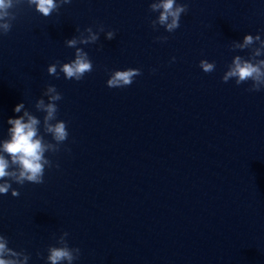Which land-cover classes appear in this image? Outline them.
<instances>
[{"label":"water","instance_id":"water-1","mask_svg":"<svg viewBox=\"0 0 264 264\" xmlns=\"http://www.w3.org/2000/svg\"><path fill=\"white\" fill-rule=\"evenodd\" d=\"M151 2L71 0L46 18L27 3L12 10L0 36V140L20 103L43 121L35 103L47 86L62 95L57 120L69 133L45 154L43 184L0 195V235L28 264H46L63 232L81 252L73 264H264V89L222 82L235 56L250 55L233 41L264 39V0H177L189 11L171 34L151 28ZM98 25L97 43L78 45L93 71L50 76L75 58L65 40ZM129 68L142 72L130 87L106 86Z\"/></svg>","mask_w":264,"mask_h":264},{"label":"clouds","instance_id":"clouds-1","mask_svg":"<svg viewBox=\"0 0 264 264\" xmlns=\"http://www.w3.org/2000/svg\"><path fill=\"white\" fill-rule=\"evenodd\" d=\"M27 3L29 8L35 9L43 17H49L53 13H59L63 5L71 3V0H0V36H7L12 30L13 21L16 20V13L12 10L19 5ZM151 13H159L158 17L150 22L153 31L159 27L164 28L168 33L175 32L180 27L182 14L189 11L186 3H177V0H153L149 5ZM78 36L65 40L67 48L75 49V58L68 63L56 61L47 68L50 76L59 79L62 73L67 80L81 81L84 76L93 71V64L88 54L78 45H92L99 40V34L105 32L103 25H98L96 31L87 27L80 31ZM116 33L107 31L106 40H113ZM168 37H157L160 43L167 42ZM250 50L247 58L235 56L227 66V71L222 77V82L227 83L234 79L237 86L251 81L249 92H259L264 89V39L260 35H245L243 42L233 41L232 51ZM175 57H173V62ZM199 67L204 73H212L215 70V62L201 60ZM142 75L140 69L129 68L127 70H113L106 86L110 89H122L130 87L135 78ZM43 97H47V103ZM62 100V95L54 86H47L42 97L35 103V109L44 113L41 122L35 115L26 109L24 103L15 106L14 113H23L19 118H10L7 123L8 138L0 140V195H7L11 191L13 198H18L20 192L13 188V184L23 186L25 183L41 185L44 181L45 169H51L53 163L46 158V153H58L60 146L68 139L69 133L67 124L57 120V102ZM43 127L44 135L40 133ZM46 135L51 136V141L45 139ZM71 151L70 149H65ZM59 168V165H55ZM68 233L63 232L56 241L59 246H50L47 249L48 255L46 264H73L80 258V249L71 248L67 243ZM9 240L0 235V264H28L29 255L24 251H15L8 247ZM39 256V253L37 254Z\"/></svg>","mask_w":264,"mask_h":264}]
</instances>
